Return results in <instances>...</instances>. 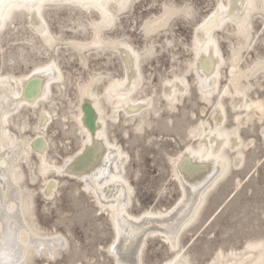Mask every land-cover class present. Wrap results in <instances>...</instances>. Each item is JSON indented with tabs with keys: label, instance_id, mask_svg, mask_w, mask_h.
<instances>
[{
	"label": "bare ground",
	"instance_id": "6f19581e",
	"mask_svg": "<svg viewBox=\"0 0 264 264\" xmlns=\"http://www.w3.org/2000/svg\"><path fill=\"white\" fill-rule=\"evenodd\" d=\"M137 1L130 0L129 6L123 12H114V15H116L115 22L101 33L104 40L127 45L132 52H135L136 56L132 58L131 63L125 56L126 49L124 47L106 45L97 48L89 46L95 36L93 25L100 23L102 19L101 13L95 9L89 11L66 6L89 15V25L92 29L90 39L58 36L51 30L46 18V12L49 9L45 10L42 15L44 23L47 25V31L57 38L52 46H49L35 31L39 27V21L18 10H13L11 13L5 10V15H10V19L5 22L3 30H0V38L10 20L14 18L13 15L22 14L26 19L27 26L39 37L42 47L45 48L44 51L56 52L61 45H64L80 55H86L87 53L107 55L111 53L119 57L123 63L122 76L96 72L91 73L88 81L79 84L80 101L76 106L77 111L73 117L78 126L77 132L81 142L79 148L72 154L66 155L61 163L57 161L56 157L50 155L52 144L48 140V131L54 122V109L49 110L44 107L49 104H54L56 108L58 106L55 103L54 87H60L66 82L65 73L60 63L57 59L51 57L49 60L35 65L29 71L23 73L0 72V78H3L0 81V105H3L5 109L3 115L8 117L7 124L0 129V140H3L4 143V150L0 152V161H3V165L8 166H0V253L14 256V241L16 239L23 240L29 244V247L25 249V258L22 264H34L33 261L37 257L50 263L60 258L70 246L67 235L58 230H46L40 225L35 208V191L25 185V166L28 167L33 182L39 176L41 177L44 182L42 193L49 201L57 198L56 193L60 191L61 181H64V179L78 182L80 190L90 195L95 205H98L97 212H100V215L107 216L113 230V239L107 246V252L114 257V264L117 262V257H119L120 264H143L144 250L150 237L161 238V241L168 243L175 253L163 264H169L170 261L177 259H185L187 264H192L186 253H182L181 235L189 231L198 222L211 191L233 169H242L246 162V151H250L251 148L255 147L254 139L247 141L243 138L241 128L247 123H250V126L253 127L252 122L255 118L261 126V139L264 140V113H261L257 107L258 104L264 105V97L250 98L249 91L252 90L254 85L251 80L247 81L249 77H254L259 71L264 73V70L256 69L250 73L240 66L245 53L252 47L256 38L253 27L254 16L258 15L262 18L264 25V13L258 10L259 0H256L257 10L249 15V27L246 37L239 34L240 29L237 25L225 19L222 26L215 27L212 30V36L216 41V49L208 48L206 50L198 49L194 43L197 37V27L213 11H216L218 4L223 3L226 8H229L230 12H235L239 10L240 0H216L215 8L205 14L200 21L196 19L194 8L187 5L191 9V13L182 16L190 18L192 21L195 20L190 45L193 51V59L183 73H174L172 77L164 80L162 95L168 102L166 109L171 114V111L179 108L177 103H182L189 95L191 83L187 74L193 71L201 98L206 103L213 102L212 118L214 124L202 122L194 125L189 133V142L178 154L170 155L173 177L180 191L178 199L169 207H149L139 214L131 211L137 197L133 183L127 175V164L131 160V156L120 145L117 138L111 136L110 125L112 123V125H116L123 122L127 124L135 122L136 131L141 132L146 127L147 119L150 116L152 117V114L156 117L158 110L163 108L157 107L155 99L151 96L152 93L141 96L144 93L143 87L145 85V76L142 70L143 49L135 48L127 40L107 37L117 27L121 17L129 13ZM3 2L7 4L11 0H3ZM176 5L178 7L184 6L183 4ZM160 15L161 13L153 15L148 22L141 25L147 36L155 37L163 33L172 24V21L178 17H172L167 21L165 27H159L156 25V19ZM221 30L233 33L239 41L233 46V49L231 48L230 60L232 59V61L227 66V70L230 74L228 82L231 81L232 86L224 85L228 87L226 95L223 94L225 87L222 88L221 84L222 69L227 65L228 60L222 51L218 38ZM172 43L168 40L169 45ZM150 45L151 48L146 47L145 54L154 53L155 45L152 42H150ZM62 48L64 47L62 46ZM217 49L220 58L216 57ZM234 55L237 57L235 65L233 63ZM151 57L152 55L148 59ZM258 61H264V58H259ZM53 65L54 67H51ZM234 66L237 69L235 73L232 71ZM41 69H47V71H40ZM136 72H138L139 79L133 74ZM105 77L108 81L103 83ZM125 80L135 81V88L131 90L130 94L125 95L123 101H121L119 99L121 93L117 87V82L123 83ZM89 81L95 82L90 89L82 91V87L88 84ZM202 84L204 91L201 90ZM100 86H104L102 92L99 91ZM110 86L113 89L111 102L105 95ZM127 87L132 89V84L129 83ZM227 97H230L232 110L236 111L237 126L234 128L229 127L226 123L227 112L224 99ZM116 105H119V107L117 108ZM25 110L40 112V125L37 126L38 128L36 127L40 129V132H37V136H28L26 125L23 128L21 127L20 136L12 132L11 122L13 116ZM65 118L68 119L67 116ZM68 123L69 121L65 124L66 127ZM125 133L127 134V131ZM225 135L227 136L226 143L223 140ZM194 140L196 145L193 143ZM85 141H88V143H85ZM55 148L59 147L55 146ZM221 148L223 151H221ZM224 162H227V169L221 174L220 165ZM45 165L48 166L47 170H45ZM259 169L260 167L257 170ZM241 185L242 181H237L235 191ZM17 193H19V196H17ZM202 196L203 202H201ZM21 205L24 206L23 219L27 222L26 230H16L15 220H13L10 227L7 219L8 216L15 217ZM197 205H199L198 211ZM29 206H31V209ZM121 210L126 215H121L120 219L117 220V214ZM193 212L196 213L194 219L191 217ZM173 229H181L178 235V250L169 243L170 232ZM37 238L40 244L43 245L42 248H38ZM261 241H264V239L248 241L241 249H230L228 251L220 249L211 264H264V254H261L258 248L248 247L249 244L255 245ZM113 244L116 245L115 253L109 251ZM4 259H7V256Z\"/></svg>",
	"mask_w": 264,
	"mask_h": 264
},
{
	"label": "rangeland",
	"instance_id": "374dc122",
	"mask_svg": "<svg viewBox=\"0 0 264 264\" xmlns=\"http://www.w3.org/2000/svg\"><path fill=\"white\" fill-rule=\"evenodd\" d=\"M164 2L165 0H138L129 13L121 17L117 27L107 35L127 40L135 48L143 49L142 70L145 85L141 96L152 93L157 107H163L158 110L156 117L152 114L147 119L146 127L141 132L136 131L135 122L110 125L111 136H115L131 156L127 164V175L137 196L131 209L135 214L149 207H169L178 199L180 191L173 177L170 155L178 154L185 147L194 125L202 122L214 124L213 102L206 103L201 98L193 71L187 74L191 83L189 95L182 103H177L179 108H175L171 114L166 109L168 102L162 95V84L166 78L172 77L174 73L181 74L189 67L193 59L190 45L195 20L179 15L163 33L155 37L147 36L141 25L148 22L153 15L162 13L161 5ZM173 2L191 5L197 21L212 11L216 4V0ZM13 16L0 38V72L23 73L53 57L65 73L66 82L60 87H54L57 108L54 104L44 106L45 109H54V122L48 131V140L52 144L50 155L61 163L66 155L79 148L81 142L73 117L80 101L79 84L88 81L91 73L96 72L122 76L123 63L111 53L80 55L64 45L56 52L44 51L39 37L27 26L25 17L22 14ZM46 18L51 30L58 36L79 39L92 37L89 15L78 9L66 6L51 8L47 10ZM253 27L255 41L240 63L245 71L252 69L259 62V58H264V25L263 19L258 15L254 16ZM218 38L228 60L222 69L221 87L224 88L231 85L228 82L230 74L227 66L232 61L230 58L233 46L239 41L233 33L224 30H221ZM168 40L173 43L169 45ZM150 42L155 45L154 53L145 54L146 47L151 48ZM250 80L254 87L249 91V97L263 98L264 73L259 71L247 81ZM103 81H108L107 77ZM103 88L104 86H100L99 91L102 92ZM224 104L227 112L226 123L234 128L237 126L236 111L232 110L230 97L224 99ZM39 117L40 112L37 110H25L15 114L11 122L12 132L20 136L19 133L26 125L28 136L38 135ZM252 124L253 127L247 123L241 128L245 140H255V147L246 151L243 168L233 169L219 182L209 194L198 222L181 235L182 253H186L192 264H211L220 249H241L248 241L264 239V140L261 139V126L255 118ZM193 143L196 145L195 140ZM55 146L59 148L56 149ZM239 180L242 185L235 191V183ZM25 185L35 191V208L40 225L46 230L61 231L68 236L70 243L69 249L57 260L49 263L37 257L34 264L115 263L114 257L107 252V246L113 239V230L107 216L97 212L98 205H95L88 193L80 190L78 182L62 180V187L56 193L57 198L49 201L42 193L44 182L41 177L33 182L31 173L25 166ZM174 254L169 244L161 241V238L150 237L144 250L143 264H163Z\"/></svg>",
	"mask_w": 264,
	"mask_h": 264
},
{
	"label": "snow or ice",
	"instance_id": "6c2138e0",
	"mask_svg": "<svg viewBox=\"0 0 264 264\" xmlns=\"http://www.w3.org/2000/svg\"><path fill=\"white\" fill-rule=\"evenodd\" d=\"M130 0H11V2L5 4L3 0H0V30H3L5 27V22L10 19V15H5V10H7L8 13H11L13 10H18L25 15L30 16L31 18H34L35 20L39 21V27L35 29V31L44 39V41L49 45H54L56 41V37H53L48 31H47V25L44 23V18L42 13L51 8H59V7H65V6H71V7H77L81 9L86 10H93L100 12L102 15V19L100 23L94 24L93 28L95 30V36L93 38L92 43L89 46L92 47H104L106 45L114 46V47H124L126 49L125 56L128 58L129 63L132 62V58L136 56L135 52H132L130 48L127 47V45H121L119 42H113L104 40L101 33L104 31V29L109 28L112 26V24L116 20V15H114V12L119 13L123 12L128 6H129ZM163 11L156 19V25L159 27H165L166 23L169 19H171L174 16L179 15H189L191 13V9L185 4L183 7H178L173 0H165V2L161 5ZM231 7V5H230ZM238 9L235 12H230L229 8H226L223 3H220L216 6V11H213L210 16L206 20L201 23L197 29V37L194 41L196 47L201 50H206L208 48L216 49V41L212 36V30L215 27L222 26L225 19L230 20L232 23L238 26L240 29V35L241 36H247L248 33V20L249 15L251 12L257 10V3L256 0H240L238 4ZM261 13H264V0H259V9ZM216 57L220 58V54L218 49L216 50ZM138 60V57H137ZM237 61V57L233 56V63L235 65ZM221 59V63H222ZM51 67H54L51 66ZM256 69L264 70V61H259L256 65L253 66L252 69H249V72L252 73ZM40 71H47V69H41ZM58 71V70H57ZM233 73L237 71L236 67L234 66L232 69ZM137 76V79H139L138 72L133 73ZM3 78H0V81H2ZM95 81H89L88 84L84 85L82 87V91H86L91 88L92 84ZM131 83L132 89H129L127 85ZM231 83V81H229ZM117 87L119 88V91L121 95L119 96V99L123 101L125 95L130 94L131 90L135 88V81L129 82L128 80H125L123 83L117 82ZM202 91L205 89L203 88L202 84ZM228 93V87L224 88V93ZM105 95L109 98V102H111V99L113 97V89L110 86L109 89L106 90ZM171 100V97L169 98ZM118 108L119 105H116ZM261 113H264V105H257ZM5 111L3 105H0V129H2L8 121V117L6 115H3V112ZM47 121V117L45 118ZM239 119V118H237ZM7 135V133H5ZM224 142H227V136L225 135L223 137ZM238 141V137H237ZM85 143H88V141H85ZM4 150V143L3 140H0V152ZM221 151L223 149L221 148ZM0 166L8 167L3 165V161H0ZM48 166L45 165V170H47ZM227 169V162H224L220 165V172L223 174L224 171ZM129 195H130V189H129ZM17 196H19V193H17ZM201 202H203V196L201 197ZM31 209V206H29ZM199 209V205H197V211ZM24 215V206L21 205L20 210L17 212L15 217L8 216L7 219L9 221V225L11 227L13 220L16 221L15 228L16 230H26L27 229V222L23 219ZM121 215H126L125 213L118 212L117 214V220L120 219ZM196 213L193 212L191 214V217L194 219ZM181 229H173L170 232V240L169 243L176 247L178 250V235L179 231ZM119 231V229H118ZM31 235V233H30ZM38 248H42L43 245L40 244L38 238L36 240ZM29 247V244L23 240L16 239L14 241V256L12 254H6V253H0V264H22V261L25 258V249ZM249 248H258L261 254H264V241H261L259 244H249ZM113 253L116 251V245L113 244L111 249L109 250ZM7 256V259H4V257ZM116 264H120L119 257H117ZM169 264H187V261L185 259H177L170 261Z\"/></svg>",
	"mask_w": 264,
	"mask_h": 264
}]
</instances>
